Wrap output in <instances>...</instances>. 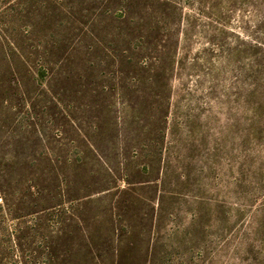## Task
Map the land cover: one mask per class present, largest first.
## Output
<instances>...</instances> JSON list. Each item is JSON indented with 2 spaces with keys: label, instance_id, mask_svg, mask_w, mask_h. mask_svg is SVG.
<instances>
[{
  "label": "rangeland",
  "instance_id": "rangeland-1",
  "mask_svg": "<svg viewBox=\"0 0 264 264\" xmlns=\"http://www.w3.org/2000/svg\"><path fill=\"white\" fill-rule=\"evenodd\" d=\"M18 193L73 264H264V0H0Z\"/></svg>",
  "mask_w": 264,
  "mask_h": 264
},
{
  "label": "trees",
  "instance_id": "trees-1",
  "mask_svg": "<svg viewBox=\"0 0 264 264\" xmlns=\"http://www.w3.org/2000/svg\"><path fill=\"white\" fill-rule=\"evenodd\" d=\"M26 196L18 193L16 208L9 207L7 201L1 199L4 203L0 204V264H73L68 260L69 252L58 249L54 241L64 231L48 233L46 227H42L44 220L51 222L67 213L66 205L62 203L55 209L51 208L47 211L50 212L49 217L42 215L44 211L24 213L21 206Z\"/></svg>",
  "mask_w": 264,
  "mask_h": 264
}]
</instances>
